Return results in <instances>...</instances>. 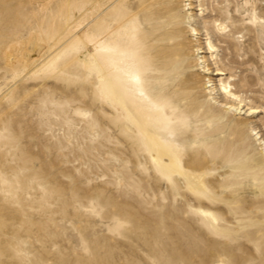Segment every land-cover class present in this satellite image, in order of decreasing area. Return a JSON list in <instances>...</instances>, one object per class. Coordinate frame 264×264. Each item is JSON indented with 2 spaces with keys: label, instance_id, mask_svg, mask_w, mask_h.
Wrapping results in <instances>:
<instances>
[{
  "label": "rangeland",
  "instance_id": "obj_1",
  "mask_svg": "<svg viewBox=\"0 0 264 264\" xmlns=\"http://www.w3.org/2000/svg\"><path fill=\"white\" fill-rule=\"evenodd\" d=\"M75 1L101 0H0V264H264V245L246 231L264 227L254 207L264 203V25L261 45L249 26L254 10L264 18V0H172L180 24L170 41L146 22L155 8L123 0L137 24L117 52L136 57L141 88L121 67V108L85 67L93 55L51 38L52 20ZM243 7L246 24L230 11ZM214 19L237 46L212 32ZM223 83L249 106L228 110ZM146 95L162 109L150 113L156 132L185 168L206 174L207 197L160 172L130 120L148 112ZM235 193L255 204L241 217L229 207L241 206Z\"/></svg>",
  "mask_w": 264,
  "mask_h": 264
},
{
  "label": "bare ground",
  "instance_id": "obj_2",
  "mask_svg": "<svg viewBox=\"0 0 264 264\" xmlns=\"http://www.w3.org/2000/svg\"><path fill=\"white\" fill-rule=\"evenodd\" d=\"M181 3L184 0H180ZM172 0H138L136 6L143 7L147 4L148 8H155L153 12L149 13L145 19L148 24L154 25V31H164L163 36L167 38L165 41L173 40V35L168 32L169 27H176L180 24L179 19L171 20L170 8ZM191 5V4H190ZM161 8V9H160ZM244 8L238 10L232 9L231 12L234 15L241 17L242 24H246L247 18ZM229 11L228 9L222 10L220 7H213L218 17H221L223 13ZM252 23L249 24L251 29H254L256 34L255 38L261 45L263 35L260 33V27L264 25V18L257 14L256 10L253 11ZM132 11L123 0H101L97 3L87 2V4L79 3L75 1L73 10L68 4L59 10L58 16L52 20L51 30H55L51 33V38L56 35L54 40L58 43H62L63 46H67L79 53L90 52L93 55L92 61H85V67L90 68L93 71L101 72L100 81L103 90V94L110 97L120 108L123 106V102L119 96V85L123 73L120 72V68L125 69V76L134 84L135 87L141 88V79L139 76L138 61L135 56H122L117 52V44L119 37L128 32L131 28H136L137 22L132 16ZM133 19V20H132ZM213 25V31L218 34L221 38L229 40L231 46H237L238 42L236 39L231 38L229 27L224 22L214 19L211 23H207V26ZM55 26V28H53ZM176 31V30H175ZM193 35H199L198 31L191 28ZM232 33V32H231ZM229 34V35H226ZM239 38V37H238ZM243 38V37H241ZM35 48V49H34ZM208 48L210 51L215 50V46L208 42ZM46 47H40L38 43H35L33 50L38 53L44 52ZM81 51V52H80ZM57 54L51 52L49 56V62L51 59H55ZM120 57V58H119ZM34 57H29L27 64L34 62ZM199 61V60H198ZM197 62V61H196ZM204 63V62H203ZM193 67H196L195 65ZM207 72L211 70L209 65H204ZM226 69L218 70L217 76L226 75ZM194 75L193 72H191ZM223 94L232 101L228 110L237 111L243 109V107L249 106L244 105L245 100L241 95L234 92V88L229 83H223L222 86ZM148 112L143 110H137L135 116L131 117V122L138 130V134L143 142L148 147L150 153L154 156L155 162L160 172L168 177L176 175L184 181L186 191L196 196L207 197V184L205 181V175L191 171L182 163L181 156L177 152V145L173 141H167L161 137L155 130L151 118L152 112H161L160 106L154 104L152 98L146 95ZM236 105V106H235ZM251 115L261 113L259 108H250ZM172 130V129H171ZM173 136V131L170 132ZM260 163L264 164V157L260 158ZM193 165H201L199 162L194 161ZM234 167V166H233ZM240 198L241 206L230 205L232 209L231 213L233 217H241L240 213L246 207L254 206L251 202L238 193H235ZM264 208V203L258 201L254 207ZM201 217H208L214 219V214L210 211L201 209L199 210ZM245 217H252L246 215ZM256 217H261L256 215ZM250 239L259 244L264 245V227L262 225L251 226L246 228ZM260 233L258 237L254 235ZM231 250L236 251L239 249L240 244L238 241H231L228 246Z\"/></svg>",
  "mask_w": 264,
  "mask_h": 264
}]
</instances>
